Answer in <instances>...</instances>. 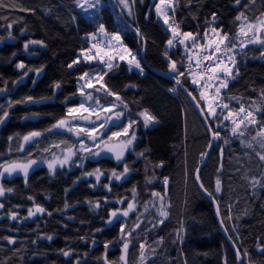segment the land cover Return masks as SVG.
<instances>
[{
    "label": "trees",
    "instance_id": "trees-1",
    "mask_svg": "<svg viewBox=\"0 0 264 264\" xmlns=\"http://www.w3.org/2000/svg\"><path fill=\"white\" fill-rule=\"evenodd\" d=\"M4 3L10 8H0V15L4 16L0 19V87L6 86L7 91L0 93V104H6L8 100L23 101L26 97L40 102L19 103L6 109L10 116L0 125V164L25 163L30 159L45 162L64 148L77 146L78 141L69 132H47V129L65 118L68 107L81 103L77 76L83 71L104 68L87 63L68 68L86 47V34L93 32L97 24L89 19V13L77 8L73 0H4ZM261 7L258 2L251 11L258 15ZM21 8L35 11H22ZM133 12L132 17L125 13L124 19L135 31L139 29L142 38L125 25L110 0H103L99 14L90 13L98 15L109 33H120L123 44L138 54L144 69L143 74L129 71L127 63L115 61L114 67L107 71V85L121 96L127 108L113 97L100 94L102 102L120 105L119 109L125 113L123 121H136L131 127L136 132V140L124 156L129 174L121 181L113 179L112 191L108 192L103 184L109 182L112 170L122 172L123 164L103 155L84 159L82 168L75 165L57 168L54 175L46 166L37 165L30 171L27 183L19 173L0 180L5 188L13 189L0 198L5 204V209L0 210V264H75V259L81 260V264H105V257L108 264H124L121 261L120 224L126 220L130 228L134 227L138 213L113 220L112 224L107 220L110 210L125 206L115 201L124 197L131 200L133 189L141 204L151 191L160 192L168 206L169 217L150 232L142 231L144 224L136 229L135 239L129 238L132 242L126 256L127 264H140L139 243L147 240L152 244L159 236H163L164 244L158 247L156 264H225V260L227 264H237L235 253L219 228L212 204L195 181V173L204 160L201 153L208 150L209 138L182 86H176L173 81L168 63L171 58L183 70L186 55L180 46L167 50L171 35L157 20L152 0H137ZM212 13L217 14L218 26L235 34L234 17L238 10L233 6V0H177L174 21L181 31L202 34L207 29L211 35ZM73 16L75 20L71 19ZM9 23L13 24L10 29ZM9 33L13 39H9ZM28 40H42L47 48L31 45L30 51H25L23 45ZM142 51L144 63L140 58ZM247 53V56L238 57L240 76L231 82L229 92L241 97L246 105L251 100L255 102L254 106L264 109L261 103L264 62L258 58V46H250ZM20 62L28 68H42L43 71L39 75L29 72L21 79L24 70L16 67ZM16 81L20 83H14ZM56 83L61 84L59 89L55 88ZM182 84L187 91L193 90L189 77L182 78ZM193 95L198 96L196 91ZM232 104L235 105V101ZM144 111L157 120L155 128H145L139 115ZM259 119L264 120V111L259 114ZM111 126L117 125L113 123L108 127L113 128ZM32 131H40L43 135L20 151L23 136ZM249 132L255 135L251 127ZM227 135L231 137L230 132ZM251 135L246 133L244 139L251 141ZM9 137L13 139L10 141ZM60 141H67V144L61 148L51 147ZM252 143L253 148H244L239 139L233 138L229 145H222V158L218 149H211L199 179L216 197L228 236L239 235L236 243L250 254L252 264H264V256L257 251L258 245H264V187L257 185L254 189L251 184L253 177L260 180L264 175V162L255 155V151L260 150L259 145L255 141ZM45 148L50 151L45 152ZM221 159L223 171L218 173ZM97 167L105 173L99 184L94 177L82 178L84 171H93ZM165 178L168 180L166 185ZM218 178L221 191L216 193ZM89 184H96V187H89ZM105 197L108 203L104 202ZM87 201H100V207L94 208ZM65 203L70 207L65 209ZM34 205L43 206L52 215L38 214L23 219ZM229 205L233 206L230 212ZM148 207L150 212L145 213V224L156 213L151 204ZM9 210L19 213L17 221L8 218ZM138 211L144 213L145 209L141 206ZM229 216L231 219L227 218ZM233 228L237 231L233 232ZM44 235L53 236V240L39 239ZM4 237L15 238L17 243L8 244ZM33 240L37 243L33 244ZM105 243L109 245L107 249ZM61 250H72L75 258L64 257ZM245 264H248L247 258Z\"/></svg>",
    "mask_w": 264,
    "mask_h": 264
},
{
    "label": "snow or ice",
    "instance_id": "snow-or-ice-1",
    "mask_svg": "<svg viewBox=\"0 0 264 264\" xmlns=\"http://www.w3.org/2000/svg\"><path fill=\"white\" fill-rule=\"evenodd\" d=\"M137 0H116V3L121 7L122 14H127L129 17L134 15L133 8ZM143 2V0H140ZM191 2V0H190ZM260 3L261 10L259 14H255L251 11L253 6ZM73 3L77 8H80L83 12L89 13V10L99 14L103 8V0H73ZM177 0H158L153 5L155 11L159 17L163 19V23L167 25V30L171 33V38L167 40L168 47L183 46V50L187 55V66L184 70L178 67V62L168 58L169 71L173 73V79L175 84L181 85L182 78L190 77L191 83L194 86L192 91H188V95L196 101V107L201 118V123L204 125L205 132L208 135V144L206 148L208 150L201 153V158H207L210 156V150L216 148L219 150L220 157H223L224 147L230 143L231 139H239L241 145L244 148H253L252 141H255L259 145L260 150L255 151V155L261 162H264V120L259 119V114L264 111L261 107H256L255 102L249 100L247 105L241 97L231 95L229 92V85L235 79L240 76L238 57L241 55L247 56V50L250 46H258L259 57L264 59V0H233V6L238 10V14L234 17L236 32L234 35L224 31V29L217 24V14L212 13L210 21V31L206 29L202 34L200 32H184L179 28V24L174 21V15L176 10ZM161 5L164 7L162 8ZM9 7L4 3V0H0V8ZM22 11H35V9H23ZM4 18L0 15V19ZM147 19L148 16L146 15ZM75 20V16L71 17ZM89 19L96 21V28L93 32L86 34V40L90 41V47L81 49L80 55L70 64L68 68H73L75 65L81 62L92 63L97 62L99 65H103L104 68L96 71H83L77 76V92L82 101L78 106H72L67 108L65 118L59 119L54 125L47 129V132H53L55 130L67 131L77 137L79 147L69 146L62 150L60 156L55 154L47 162L50 174H55L57 168H64L65 166H77L83 167V160L86 157H81L78 153H89L92 157H99L102 153H111L118 163L123 164V171L118 172L112 170L109 177V182L103 184V188L108 192L112 191V180L121 181L126 179L130 172V168L126 161H124L125 153L131 148L133 142L136 139L135 134H131L128 139L124 140L122 144L110 145L108 143L113 137L127 136L129 128L132 127L136 121L130 120L127 127L123 128V131L112 132L110 136L105 138V133L101 129H105L106 124L115 119L120 120L124 117L125 113L122 110H116L120 105L123 108H127L124 104L121 96L112 90L105 81L107 71L114 67V62L126 61L129 65V71L134 67L140 73H143V67L138 59V54H133L131 50L125 48L122 44V38L119 32L109 33L105 27V24L97 16H92L89 13ZM7 27L10 29L13 27L12 23H9ZM138 35H142L139 29H136ZM103 36L106 39L101 40ZM11 33H9V39H13ZM2 42V41H0ZM115 42V43H113ZM146 43V41H145ZM31 45H39L41 48H47V44L42 40H28L24 43L23 47L25 51H30ZM124 48V51H120ZM30 54L35 55V52ZM15 55V54H13ZM118 66V65H116ZM17 69L24 70L21 73V79L27 76L29 72H35L39 75L43 71L42 68L32 69L28 68L23 62L16 64ZM82 82V83H81ZM14 83H20L16 81ZM6 84V82H5ZM60 83L55 84V88L59 89ZM199 89L198 96L193 95ZM91 90V91H89ZM7 91L6 86L0 87V93ZM175 91V89H173ZM95 93V95H94ZM105 97H113L115 101L120 102L118 105L115 102H102L101 95ZM235 101V105L232 104ZM38 103L40 101L34 100L33 97H26L23 101L8 100L6 104H0V125L9 118L10 112L6 109H10L19 103ZM261 103L264 104V90H262ZM102 113H108L107 117H102ZM114 113V116H113ZM139 115L144 119L145 126L147 127L150 122L155 121V117L149 114L147 111L140 112ZM71 118V120H69ZM27 119V117H25ZM83 122V123H81ZM83 124H91L92 127H85ZM255 131V135H251L249 128ZM231 133V137L227 133ZM223 133V134H222ZM246 133L251 135V141L245 138ZM43 135L40 131H32L23 136V144H21L19 150L24 151V145L36 142L37 138ZM83 137H88L91 143H86ZM13 137H9L11 141ZM67 141H60L57 144H53L52 148H61V145H66ZM45 152L50 151L49 148L44 149ZM140 155H143L142 153ZM247 155V153H246ZM80 161L77 163V161ZM37 164L35 159H30L25 163L9 162L7 164H0V180L6 177H11L13 174L19 172L23 174L25 183H27L29 169ZM162 166V165H160ZM218 173L223 171V162L217 169ZM105 173L99 168H95L93 171H84L82 178L94 177L96 184L100 183L101 176ZM197 180L199 176L197 175ZM78 182V181H75ZM151 183V180L148 181ZM168 183L167 178L164 180V184ZM96 184H89V187H96ZM252 187L255 189L257 185L264 187V175L260 180L253 177L251 181ZM221 181L218 178L216 181V193L221 191ZM200 188L211 197L214 201L216 197L213 193L208 192L204 185L201 183ZM12 188H5L0 183V198H3L6 193H11ZM255 195V192H253ZM32 200V197H28ZM104 202L108 203L107 197L104 198ZM117 204L125 205L122 208H116L109 211L108 224H112L113 220H121L122 218H128L130 213H138L136 215V222L134 227H129L125 220L120 224V239L122 241V255L121 261L127 264V253L129 245L132 242L129 238L135 239L134 233L136 229H140L141 225L145 227L142 231L150 232L160 225H163L169 217V209L164 200V196L157 191H151L150 196L143 204L136 198L135 189H133V197L129 200L127 197L117 199ZM92 207L99 208L100 201H87ZM149 204L153 208H156L155 216L152 220H148L145 224L147 217L145 213H149ZM158 205V207H157ZM145 209L144 213H139V207ZM18 208L19 206H15ZM65 209L70 207L65 203ZM232 205H229L228 211L232 210ZM5 209V204L0 202V210ZM48 215L52 213L47 211L43 206L34 205V207L28 209V214L23 219H29L37 215ZM7 216L10 220L17 221L19 219V213L17 211L9 210ZM231 219V217H227ZM72 219V217H69ZM151 225V227H148ZM99 231V229L97 230ZM227 231V228H225ZM233 232L237 229L233 228ZM178 240L181 239L179 231L177 232ZM8 244L15 245L17 243L15 238L4 237ZM39 239H46L48 241L53 240V236L44 235ZM83 240L84 237H81ZM229 239L233 240V247L236 255L239 258V264H245L247 258L248 264H252L250 254L246 250H241V247L236 243L240 239L239 235L233 238L231 235ZM174 243L177 241H173ZM33 244L37 241L33 240ZM85 243L87 241L85 240ZM95 243V241H93ZM164 244L163 236L157 237L152 244H149L147 240L139 243V261L140 264H156V256L158 255V247ZM105 249L109 247L107 243L104 245ZM257 251L264 256V245H258ZM62 255L66 258H75V254L72 250H61ZM87 254L85 253V256ZM75 264H81V260L75 259ZM105 264H108L105 257ZM225 264L227 261L225 260Z\"/></svg>",
    "mask_w": 264,
    "mask_h": 264
},
{
    "label": "rangeland",
    "instance_id": "rangeland-1",
    "mask_svg": "<svg viewBox=\"0 0 264 264\" xmlns=\"http://www.w3.org/2000/svg\"><path fill=\"white\" fill-rule=\"evenodd\" d=\"M158 2V0H153V5L155 4V3H157ZM161 7L163 8L164 6L163 5H161ZM154 8V7H153ZM154 12H155V15H156V18H157V20L159 21V22H161L163 25H164V27L167 29V25H165L164 23H163V19L161 18V17H159L158 15H157V13H156V11H155V8H154ZM89 13H93L92 12V10H89ZM170 33V32H169ZM170 35H171V33H170ZM170 38H171V36H170ZM100 39L101 40H104V39H106L105 37H103V36H101L100 37ZM113 43H115V42H113ZM122 44H123V42H122ZM123 46L125 47V48H127V49H129L127 46H125L124 44H123ZM30 48H32V46H30ZM166 48H167V50H173L175 47H168L167 45H166ZM180 48H181V51H184L183 50V46H180ZM130 50V49H129ZM120 51H124V48H121L120 49ZM132 52V51H131ZM87 64H90V65H96V62H92V63H87ZM128 67H129V65H127ZM132 70L133 71H135V72H137V73H140L137 69H135L134 67L132 68ZM140 74H143V73H140ZM189 79H190V77H189ZM190 81H191V79H190ZM82 83V82H81ZM192 84V83H191ZM193 86V85H192ZM194 87V86H193ZM89 91H91V90H89ZM94 95H95V93H94ZM82 97H81V101H82ZM117 110H120L119 109V107L116 109V110H114V111H117ZM150 114V113H149ZM102 115V117H107L109 114L108 113H102L101 114ZM113 116H114V113H113ZM123 119H124V117H122L120 120H115V123H116V125L117 126H111V127H113V128H110V127H108V126H110L111 124H113L112 122H108L107 124H106V127H105V129H101V131L102 132H105V131H107V133L105 134V138L107 137V136H110L111 135V133L112 132H117V131H123V128L124 127H127V125H128V122H127V120H124L123 121ZM69 120H71V118H69ZM141 120H142V122L144 123V119L141 117ZM81 123H83V122H81ZM158 125V122H157V120L155 119V121L154 122H150L149 124H148V126L146 127L145 126V123H144V126H145V128L146 129H152V128H155L156 126ZM83 126H85V127H92L93 125H91V124H83ZM110 130V131H109ZM135 134V136H136V132H135V130H132V128H129V130H128V135L127 136H121V137H113L111 140H109L108 141V143L110 144V145H118V144H122L123 143V141L124 140H126V139H128V137L131 135V134ZM71 134V133H70ZM73 135V134H72ZM75 138H76V140H77V137L75 136V135H73ZM83 139L85 140V142L86 143H89L90 144V139L88 138V137H83ZM136 140V139H135ZM78 141V140H77ZM135 142V141H134ZM134 142H133V144H134ZM79 147V144L77 143V146H76V148H78ZM132 147V146H131ZM62 154V151L58 154V155H56V156H60ZM78 155L79 156H81V157H86V158H88V157H90V158H93L92 156H90L89 155V153H83V152H81V153H78ZM103 155H109L110 157H112V158H114V156L111 154V153H102L101 154V156H103ZM95 158H97V157H95ZM115 159V158H114ZM50 160V159H49ZM37 165H43V166H46L47 168H48V164H47V162L45 161V162H37V164H35V165H33L30 169H29V173H30V171L34 168V167H36ZM2 170V169H1ZM17 173H19V172H17ZM17 173H15V174H17ZM19 174H21V175H23L22 173H19Z\"/></svg>",
    "mask_w": 264,
    "mask_h": 264
},
{
    "label": "water",
    "instance_id": "water-1",
    "mask_svg": "<svg viewBox=\"0 0 264 264\" xmlns=\"http://www.w3.org/2000/svg\"><path fill=\"white\" fill-rule=\"evenodd\" d=\"M111 2H112V4H113V6L115 7L117 13H118L119 16L121 17L122 21L125 23V25H126L127 27H130V29H131V30H132V31H133L138 37L142 38L141 35H138L137 32H136V31H135V30H134V29H133V28H132L127 22H126V20L124 19L123 15H122V11H121V9L119 8L118 4L116 3V0H112ZM143 57H144V51H142L141 54H140V58H141V61H142V62H143ZM143 63H144V62H143ZM168 77H170V76H168ZM172 78H173V77H172ZM173 81H174V79H173ZM174 82H175V81H174ZM178 86L180 87V85H178ZM181 89H182L183 92L186 94V96L188 97V99H189L191 105L194 107V109H195V110L197 111V113H198V109H197V107H196V101H194V100H193V99L187 94L188 91H187L186 89H184V88H182V87H181ZM198 115H199V113H198ZM199 116H200V115H199ZM111 121H112V122H115V119H113V120H111ZM90 143H91V141H90ZM205 160H206V158H204L203 162L200 164V166L198 167V169H197V171H196V173H195V181H196V183H197V185H198L199 190H200L201 193L203 194V196L206 197V198L210 201V203L212 204V206H213V210H214V213H215V216H216V220H217V223H218V225H219V228H220L221 232L223 233L225 239L227 240V242H228L229 245L231 246L232 250L234 251L235 256H236V260H237V264H239V258L237 257L236 252H235V249H234V247H233V241H232L231 239H229L228 233H227V231H225V227H224V225H223V223H222L218 203L216 202V200L214 201L211 197H209V196L204 192V190L200 188V186H199V185L201 184V183H200V179L197 180V178H196L197 175L199 176L200 170H201V168H202V166H203Z\"/></svg>",
    "mask_w": 264,
    "mask_h": 264
},
{
    "label": "bare ground",
    "instance_id": "bare-ground-1",
    "mask_svg": "<svg viewBox=\"0 0 264 264\" xmlns=\"http://www.w3.org/2000/svg\"><path fill=\"white\" fill-rule=\"evenodd\" d=\"M111 1H112V0H110V2H111ZM118 6H119V5H118ZM119 8H120V7H119ZM122 15H123V17H124V14H122ZM126 22H127V21H126ZM127 23H128V22H127ZM133 33H134V32H133ZM134 34H135V33H134ZM135 35H136V34H135ZM85 43H86V47H85L84 49H86V48L90 47V44H91V42H90V41H88V42H87V41H85ZM79 55H80V52L78 53V56H79ZM78 56H77V57H78ZM81 63H85V62H81ZM81 63H80V64H81ZM96 65H99V64L96 62ZM76 66H77V65H75V66H74V68H75ZM99 66H101V67H102L103 65H99ZM176 86H177V84H176Z\"/></svg>",
    "mask_w": 264,
    "mask_h": 264
},
{
    "label": "built area",
    "instance_id": "built-area-1",
    "mask_svg": "<svg viewBox=\"0 0 264 264\" xmlns=\"http://www.w3.org/2000/svg\"><path fill=\"white\" fill-rule=\"evenodd\" d=\"M260 60H261L262 62H264V59H260ZM186 66H187V61L184 63L183 68L185 69ZM198 92H199V91H197V94H198Z\"/></svg>",
    "mask_w": 264,
    "mask_h": 264
}]
</instances>
